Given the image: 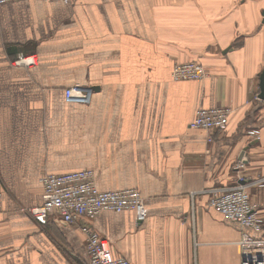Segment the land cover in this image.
<instances>
[{
    "label": "crops",
    "instance_id": "1",
    "mask_svg": "<svg viewBox=\"0 0 264 264\" xmlns=\"http://www.w3.org/2000/svg\"><path fill=\"white\" fill-rule=\"evenodd\" d=\"M20 53L37 64L16 65ZM189 60L208 74L174 80L173 65ZM263 69L264 0L0 5V264H86L80 228L29 210L43 200V172L83 168L103 189L146 199L144 221L105 210L91 222L114 253L134 264H240V241L254 233L204 190L243 175L264 219ZM75 83L92 87L89 103L63 97ZM214 105L233 107L224 130L190 127L197 108Z\"/></svg>",
    "mask_w": 264,
    "mask_h": 264
},
{
    "label": "built area",
    "instance_id": "2",
    "mask_svg": "<svg viewBox=\"0 0 264 264\" xmlns=\"http://www.w3.org/2000/svg\"><path fill=\"white\" fill-rule=\"evenodd\" d=\"M26 0H0V5ZM47 2H70L72 0H43ZM35 55L20 53L16 65L33 66L37 64ZM208 71L197 60L176 62L171 71L174 80H195L204 78ZM93 89L90 86L75 83L64 90L68 101L87 104L91 101ZM233 111L231 105L199 107L190 127L207 131L224 130ZM211 141L212 137L209 136ZM244 166L242 159L234 164L239 171ZM236 183L230 186H217L204 191L209 193V204L225 219L238 223L242 228L250 229L254 234L246 235L240 242L243 253L240 264H264V219L259 209L251 202L248 183L243 175H238ZM42 202L32 206L30 212L41 220L52 213L68 224L81 229L86 239L88 264H134L124 254H116L105 237L92 225V221L102 211L122 213L134 212L138 222L148 217L147 202L141 191L134 187L103 189L100 187L96 171L83 168L66 172H43L41 175ZM264 185V178L255 181ZM195 193L192 194L194 196ZM3 194L0 191V210ZM194 264H201L195 262Z\"/></svg>",
    "mask_w": 264,
    "mask_h": 264
},
{
    "label": "water",
    "instance_id": "3",
    "mask_svg": "<svg viewBox=\"0 0 264 264\" xmlns=\"http://www.w3.org/2000/svg\"><path fill=\"white\" fill-rule=\"evenodd\" d=\"M260 87L261 91L259 93V98L264 99V69L260 75Z\"/></svg>",
    "mask_w": 264,
    "mask_h": 264
},
{
    "label": "rangeland",
    "instance_id": "4",
    "mask_svg": "<svg viewBox=\"0 0 264 264\" xmlns=\"http://www.w3.org/2000/svg\"><path fill=\"white\" fill-rule=\"evenodd\" d=\"M18 66H22V65H18ZM25 67V66H24ZM63 94H64V92H63ZM63 97H64V95H63ZM32 207V206H31ZM236 223V222H235ZM241 230H243V229H241ZM242 240V239H241ZM86 264H87V255H86Z\"/></svg>",
    "mask_w": 264,
    "mask_h": 264
},
{
    "label": "bare ground",
    "instance_id": "5",
    "mask_svg": "<svg viewBox=\"0 0 264 264\" xmlns=\"http://www.w3.org/2000/svg\"><path fill=\"white\" fill-rule=\"evenodd\" d=\"M2 192V191H1Z\"/></svg>",
    "mask_w": 264,
    "mask_h": 264
}]
</instances>
